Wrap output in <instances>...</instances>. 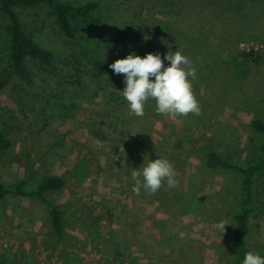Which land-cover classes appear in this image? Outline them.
<instances>
[{
	"label": "rangeland",
	"instance_id": "374dc122",
	"mask_svg": "<svg viewBox=\"0 0 264 264\" xmlns=\"http://www.w3.org/2000/svg\"><path fill=\"white\" fill-rule=\"evenodd\" d=\"M97 1L98 15L107 16L103 32L120 55L114 60L131 52L179 51L189 58L199 114H158L149 100L137 117L120 92L123 74L113 75L96 97L61 86L58 76L34 65V92L21 91L15 80L0 83V130L11 141L0 153V181L24 182L30 191L50 177L63 178L65 188L47 196L70 205L65 229L71 236L52 246L47 207L37 198L9 196L0 204V257L12 264H65L64 254L81 264H241L231 241L242 176L207 168L201 148L246 165L264 139L250 125L264 120V59L239 58L249 50L264 56V0ZM21 14L26 31L57 55L83 51L47 11ZM6 62L0 55L1 82ZM36 92L63 101L41 100ZM157 158L172 164L178 185L165 180L155 193L134 192L133 169ZM91 211L99 216L102 242L82 224ZM250 243L264 255V213L252 224Z\"/></svg>",
	"mask_w": 264,
	"mask_h": 264
},
{
	"label": "trees",
	"instance_id": "16d2710c",
	"mask_svg": "<svg viewBox=\"0 0 264 264\" xmlns=\"http://www.w3.org/2000/svg\"><path fill=\"white\" fill-rule=\"evenodd\" d=\"M101 9V2L97 0H90L79 6L67 0H0V55L5 56L7 61L1 78L5 80L0 83L3 85L15 80L17 87H22L21 91L34 92L36 89L32 71L34 65L39 71H49L58 76L61 86L72 84L83 94L93 92V96L96 97L106 91V81L115 75L109 68L115 61L112 56H118L119 53L115 55L114 42L103 32L102 26L107 16L98 15ZM27 10L47 11L55 18L61 34L69 41L81 44L83 51L72 55H66L61 51L57 55L54 50L42 46L26 31L21 12ZM121 56L123 57V54ZM239 58L246 63L260 64L264 56L255 50H249L242 51ZM71 67L74 72L71 71ZM34 95L49 102L55 99V95L43 92H36ZM111 95L116 96L115 93ZM55 100L63 101L59 98ZM250 125L255 132L264 136V120L256 117ZM10 147L11 141L4 131L0 130V153L8 151ZM201 149L207 168L242 176L240 207L234 215L235 231L231 241L232 252L242 264L246 252H256L250 243L252 224L264 213V139L246 165L228 160L207 148ZM65 183L61 177H50L35 189L28 191L24 182L7 185L0 181V204L2 205L9 196L37 198L49 212L52 231L48 240L52 246L58 247L71 238L65 229L70 205L58 206L47 193L63 190ZM82 209L79 207L80 211ZM84 215L81 218L82 224L96 242H102L103 238L98 229L99 216L94 215L92 211L86 217ZM63 258L65 264H81L76 257L64 254ZM0 264L12 263L8 257L3 256L0 257Z\"/></svg>",
	"mask_w": 264,
	"mask_h": 264
},
{
	"label": "clouds",
	"instance_id": "9594fccd",
	"mask_svg": "<svg viewBox=\"0 0 264 264\" xmlns=\"http://www.w3.org/2000/svg\"><path fill=\"white\" fill-rule=\"evenodd\" d=\"M109 68L114 74H123L125 87L120 92L130 111L137 117L144 115L145 105L149 100H155L158 114H199V103L189 79L196 78V69L191 67V61L181 52L175 51L171 55L168 52L163 56L149 52L143 57L131 52L126 57L115 60ZM131 178L135 181L133 191L136 193L142 188L155 193L165 180L170 188H175L179 183L172 164L165 158L149 160L142 171L133 169ZM225 226L223 223L219 225L224 229ZM242 264H264V255L246 252Z\"/></svg>",
	"mask_w": 264,
	"mask_h": 264
}]
</instances>
